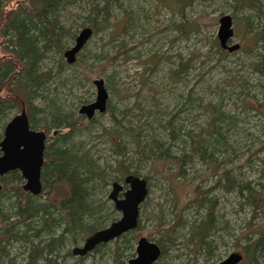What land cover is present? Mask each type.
Wrapping results in <instances>:
<instances>
[{"label":"rangeland","instance_id":"obj_1","mask_svg":"<svg viewBox=\"0 0 264 264\" xmlns=\"http://www.w3.org/2000/svg\"><path fill=\"white\" fill-rule=\"evenodd\" d=\"M28 1L0 3L9 10ZM248 1L69 0L61 7L59 21L69 36L61 41V54V50L46 54L42 67L50 76L42 95L70 116L73 133L68 146L104 173L106 185L95 183L91 196L102 210L98 230L121 217L108 199L118 160L146 180L148 195L140 205V229L127 236L130 248L117 239L83 263L73 256L61 260L67 250L82 245L78 236L66 242L59 261L115 264L118 259L127 264L142 237L163 249L154 264H217L233 252L246 256L244 248L264 231V208L259 207L264 199V73L255 72L253 66L263 52L264 40H255L254 34L264 28V18L259 19L262 16L247 6ZM254 4L264 13V0ZM92 5L106 9L102 12L105 21L69 65L63 53L89 25ZM224 15L232 19L229 44L239 45L233 53L222 52L217 40L218 20ZM245 19L253 30L244 29ZM96 79L104 82L107 109L87 120L79 110L95 100ZM40 104V100L35 102L45 111L46 106ZM20 110L6 114L0 134ZM214 111L229 118V124L221 128L217 152L201 158L183 149L182 141L208 128ZM36 119V131L50 127L45 113ZM68 131L51 129L46 144ZM117 136L124 156L114 151ZM156 146L168 149V157L150 155V148ZM184 152L185 162L171 169L176 164L170 157ZM223 171L227 179L217 182ZM198 198L210 199L213 207L215 229L206 239L208 253L192 232L208 213V205H199ZM8 202L1 199L0 214L9 212ZM254 203L259 206L255 208ZM9 256L16 257V264L24 263L18 244L10 247ZM250 264H264V254Z\"/></svg>","mask_w":264,"mask_h":264},{"label":"trees","instance_id":"obj_2","mask_svg":"<svg viewBox=\"0 0 264 264\" xmlns=\"http://www.w3.org/2000/svg\"><path fill=\"white\" fill-rule=\"evenodd\" d=\"M9 1L6 0V3ZM68 1L29 0L17 3L9 10L6 9L5 4L0 3V122L4 121L9 111L21 107L20 112L25 111L30 128L33 130L37 127L36 117L40 113H45L49 120L50 127L43 128L46 136L50 134L51 129L64 127L69 130L55 138L50 145L45 144L40 175L42 190L38 196H32L22 190L23 180L18 171L0 177V201L1 199L9 201V212L0 214V264H16V257L9 256L10 247L14 244L22 248V253L25 255L23 264H64L59 261V257L66 242L69 239L74 241L78 236L84 240L85 237L98 230V219L102 210L94 205L95 202L91 200V196L95 183L101 182L102 185H106L104 173L96 167H91L82 156L77 154L73 146H68L70 133H73L70 129V116L42 95L46 91L44 85L50 76L49 71L42 67L46 54L49 51L61 50L59 46L61 47L62 39L69 36L68 31L59 21V10ZM254 1H248L247 6L255 9L258 16H262L259 18L262 21L264 13L258 11ZM105 11L104 7L99 8L98 5H92L89 8L87 27L92 32L99 28L101 22L105 21L102 15ZM244 21V29H254L247 19ZM260 28H262L261 31L255 32L254 36L255 40L262 42L264 28L262 26ZM261 49L263 52L259 56V61L253 64L255 72L259 74L264 73L263 42ZM224 51L226 50H222ZM61 52L62 50L60 54ZM37 100L41 101L40 105L46 106V112L44 108H41L42 106L35 105ZM210 119L208 128L202 129L199 136L196 135L197 137L182 141L183 149L189 148L188 150L193 155L201 158L208 156V152H217L220 145L221 128L229 124V118L214 111V116ZM173 132L172 129L171 135L175 138ZM205 134H211V136L205 137ZM1 137L2 134H0V140ZM119 140L120 136L114 139V151L116 155L122 156ZM168 153V149L161 146L150 148V155H156L157 159L167 156ZM180 155L177 158L170 157L172 163L176 164L171 169H176L178 164L185 162L183 159L187 155L186 152ZM125 163L121 159L116 163L115 172L117 174L113 178L116 182L123 180L127 175L137 176L129 170L131 165L128 166ZM222 177L227 179L226 171L222 172L217 182H220ZM225 187L229 188V185ZM243 188H247V185ZM241 189L242 187L240 191ZM195 200L199 205L200 203L208 205L206 218L193 227L192 231L199 240L198 244L208 253L210 242L206 239L215 229L212 221L213 207L210 199ZM257 205L258 203L253 204L255 208ZM259 207L264 208V199ZM139 229L140 221L138 220L135 230ZM129 233L117 238L128 248L131 247L130 240L127 238ZM105 246L106 244L99 245L91 253H98ZM160 249L163 250L162 247ZM244 250L246 256H242L238 264H243L245 258L246 263L244 264H250L255 261L257 255L262 256L264 254V231L259 232L256 239ZM91 253L84 257H76L77 262L83 263ZM71 256H73L71 250H67L61 260ZM114 262L124 264L118 259Z\"/></svg>","mask_w":264,"mask_h":264},{"label":"water","instance_id":"obj_3","mask_svg":"<svg viewBox=\"0 0 264 264\" xmlns=\"http://www.w3.org/2000/svg\"><path fill=\"white\" fill-rule=\"evenodd\" d=\"M92 30L84 27L75 37L74 44L64 51L63 57L69 65L74 64L78 54L92 37ZM233 38L232 19L224 15L218 20L217 40L219 47L228 53L239 49L238 44H229ZM96 89L95 100L83 105L79 114L90 120L95 113H104L108 94L102 79L93 81ZM47 136L43 131L30 128L25 111L22 110L8 121L0 140V177L7 173L18 171L22 180V190L32 196H38L42 190L40 180L43 166V154ZM126 186V189H124ZM1 189V185H0ZM148 195V186L144 178L127 175L122 183L113 182L108 199L121 217L104 229H99L88 235L81 246L71 249L74 257H84L91 253L97 246L108 244L120 236L137 228L140 205ZM161 255L160 247L142 237L136 243L135 257L129 259L127 264H154ZM242 260L239 253H231L217 264H238Z\"/></svg>","mask_w":264,"mask_h":264},{"label":"flooded vegetation","instance_id":"obj_4","mask_svg":"<svg viewBox=\"0 0 264 264\" xmlns=\"http://www.w3.org/2000/svg\"><path fill=\"white\" fill-rule=\"evenodd\" d=\"M47 140V139H46Z\"/></svg>","mask_w":264,"mask_h":264}]
</instances>
